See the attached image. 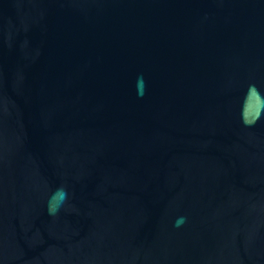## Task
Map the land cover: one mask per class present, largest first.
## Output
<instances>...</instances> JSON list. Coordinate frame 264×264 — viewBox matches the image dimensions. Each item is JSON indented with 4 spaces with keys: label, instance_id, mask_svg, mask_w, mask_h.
I'll use <instances>...</instances> for the list:
<instances>
[{
    "label": "water",
    "instance_id": "95a60500",
    "mask_svg": "<svg viewBox=\"0 0 264 264\" xmlns=\"http://www.w3.org/2000/svg\"><path fill=\"white\" fill-rule=\"evenodd\" d=\"M252 85L264 0H0V264H264Z\"/></svg>",
    "mask_w": 264,
    "mask_h": 264
},
{
    "label": "clouds",
    "instance_id": "9594fccd",
    "mask_svg": "<svg viewBox=\"0 0 264 264\" xmlns=\"http://www.w3.org/2000/svg\"><path fill=\"white\" fill-rule=\"evenodd\" d=\"M249 91H250L251 95H253L255 97L257 103L264 106V99L261 98V96H260L257 88L255 87V85L250 86ZM143 93H144V81H143V78L140 77V78H138V94L143 95ZM259 114H260L259 110H257L256 118H259ZM254 122H255V119L249 120V119L245 118V123L251 124ZM59 191H60L62 197H64V198L67 197L66 190L60 189ZM49 211H50V213L55 214V212L58 211V206H51L50 205ZM184 219L185 218H183V217L179 218L177 221V226H179V224L182 223Z\"/></svg>",
    "mask_w": 264,
    "mask_h": 264
}]
</instances>
